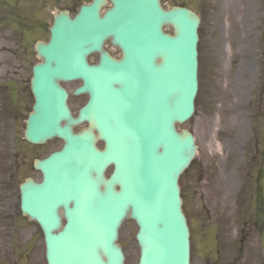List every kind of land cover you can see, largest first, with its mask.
<instances>
[{"label":"water","instance_id":"1","mask_svg":"<svg viewBox=\"0 0 264 264\" xmlns=\"http://www.w3.org/2000/svg\"><path fill=\"white\" fill-rule=\"evenodd\" d=\"M111 3L103 15L107 0L82 5L74 17L60 11L49 42L37 43L44 61L33 68L25 137L35 144L60 138L63 145L35 159L42 180L20 185L21 210L43 230L48 264H124L118 238L127 219L138 226L135 264H190L178 180L197 146L176 124L195 109L200 19L160 0ZM108 39L121 58L104 49ZM95 52L99 62L90 64ZM77 79L75 93L89 99L74 117L61 81ZM260 186L264 210V166Z\"/></svg>","mask_w":264,"mask_h":264},{"label":"rangeland","instance_id":"2","mask_svg":"<svg viewBox=\"0 0 264 264\" xmlns=\"http://www.w3.org/2000/svg\"><path fill=\"white\" fill-rule=\"evenodd\" d=\"M88 2L0 0V233L2 243L10 236L14 239L12 247L1 251L0 264H47L42 230L21 216L17 189L27 177L41 179L33 160L59 148L62 141L34 145L24 139L25 120L33 104L31 66L38 61L36 42L49 38L53 13L68 9L74 15L81 4ZM162 3L190 7L201 17L196 110L188 121L178 125L179 129L191 130L198 145L180 181L191 229V264H251V218L264 148V0ZM90 60L97 61L98 55ZM79 83L73 82L70 87ZM215 144L221 151L213 150ZM257 147L261 154L254 158ZM6 206L16 207L18 213L17 228L12 231L5 224L11 210ZM210 224H220L224 239L213 229L204 237ZM240 227L248 233L244 242L234 232ZM136 232L132 220H126L120 228L125 264L138 260ZM208 253L215 257L210 258Z\"/></svg>","mask_w":264,"mask_h":264},{"label":"flooded vegetation","instance_id":"3","mask_svg":"<svg viewBox=\"0 0 264 264\" xmlns=\"http://www.w3.org/2000/svg\"><path fill=\"white\" fill-rule=\"evenodd\" d=\"M72 84H73V82H69L67 84L68 85L67 88L71 93V95H70L71 108H72L73 112L75 114H77L80 107L87 100V96L86 95H75L73 92L77 86H75L74 88H71L70 85H72ZM259 153H260V151H259V148L257 147L256 148V155L254 158H257ZM260 173L261 172L258 170L257 178L260 176ZM8 207L9 206H6L7 210H9ZM12 207H10L11 210L8 211V214H10L12 217H8L7 220L9 221V223H5V224H9L8 226H10L11 231L18 224L17 209H16V207L14 209ZM254 207H255V210H254L252 218H251V227H250L251 240H252L251 248H252V254H253L252 258H251V264H264V250H263L262 245H261L263 232H264V213L261 209L260 202H259V184H258V181H257V185H256V202H255ZM28 220L29 219L27 218V221ZM2 225L3 224H0V229L2 228L1 227ZM217 225L215 226V225L210 224V225L206 226L207 228L205 230L204 237L206 238V232L209 229H213L214 232H217L219 234L220 225L219 224H217ZM7 227L4 226L3 229L7 228ZM234 232H236L238 240L239 241L241 240L242 242H244L246 237L248 236V233L245 231V229H243L241 227L235 228ZM13 243H14V239L11 236L7 239V241L5 243H2V235L0 233V248H2L0 250V253H1V251L3 253H5L9 247H12ZM245 247L246 246H244V249H245ZM241 248H242V246H241ZM11 252L14 253V250L12 249ZM208 254L211 255L210 253H208Z\"/></svg>","mask_w":264,"mask_h":264},{"label":"bare ground","instance_id":"4","mask_svg":"<svg viewBox=\"0 0 264 264\" xmlns=\"http://www.w3.org/2000/svg\"><path fill=\"white\" fill-rule=\"evenodd\" d=\"M213 147H214V151H221V147H220V145L219 144H215V145H213Z\"/></svg>","mask_w":264,"mask_h":264}]
</instances>
